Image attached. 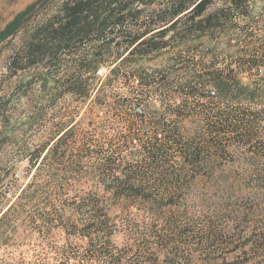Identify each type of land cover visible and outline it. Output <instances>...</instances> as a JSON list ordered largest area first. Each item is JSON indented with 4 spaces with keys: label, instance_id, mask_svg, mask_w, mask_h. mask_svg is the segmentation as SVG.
I'll list each match as a JSON object with an SVG mask.
<instances>
[{
    "label": "trees",
    "instance_id": "trees-1",
    "mask_svg": "<svg viewBox=\"0 0 264 264\" xmlns=\"http://www.w3.org/2000/svg\"><path fill=\"white\" fill-rule=\"evenodd\" d=\"M215 2L34 0L0 30L25 35L1 85L0 264H264V0ZM28 69L58 93L11 95Z\"/></svg>",
    "mask_w": 264,
    "mask_h": 264
},
{
    "label": "rangeland",
    "instance_id": "rangeland-1",
    "mask_svg": "<svg viewBox=\"0 0 264 264\" xmlns=\"http://www.w3.org/2000/svg\"><path fill=\"white\" fill-rule=\"evenodd\" d=\"M32 1L34 0H0V30L13 18L16 13L24 9L25 6ZM221 3V0H216V2L209 7L208 11H212ZM51 7L52 6L49 8ZM51 12L52 10L45 11L40 15L39 20L44 19V16H48ZM24 37L25 35L23 34V31H20L12 41L6 40L0 44V95H4L3 91H1L3 79L8 80L6 79V76L8 75L7 67L9 65V58L12 53V49L16 45L21 44ZM102 71H104V69H102ZM36 73L37 72L33 71V69H28L27 71H20L18 75L13 76L10 79L11 82L8 87L11 95H32V97H35L38 101H41V99L43 100V97L46 95H56L58 92L54 90H51L49 92L50 94H47V92L43 90L40 82L36 80V76L33 77V75H37ZM49 85L54 86V82H49ZM63 97H68L70 100L71 95H63ZM25 100L26 97L24 96L22 101L24 102ZM11 165H13V167L7 171L4 177L5 182L10 183L11 181V192L9 195L20 192L29 183L32 177V166L26 157L14 158L11 160ZM22 249L27 251V246H23ZM2 251L3 249H0V252ZM15 254H17V252H15Z\"/></svg>",
    "mask_w": 264,
    "mask_h": 264
}]
</instances>
